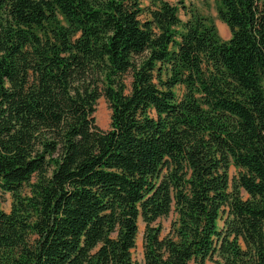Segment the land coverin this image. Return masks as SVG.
Instances as JSON below:
<instances>
[{"label": "trees", "instance_id": "1", "mask_svg": "<svg viewBox=\"0 0 264 264\" xmlns=\"http://www.w3.org/2000/svg\"><path fill=\"white\" fill-rule=\"evenodd\" d=\"M143 1L0 0V264H264V0Z\"/></svg>", "mask_w": 264, "mask_h": 264}, {"label": "rangeland", "instance_id": "2", "mask_svg": "<svg viewBox=\"0 0 264 264\" xmlns=\"http://www.w3.org/2000/svg\"><path fill=\"white\" fill-rule=\"evenodd\" d=\"M172 4L178 5L180 8V17L186 21L190 18V13H186V10L182 5L185 4L187 8L195 9L200 15L208 18L213 21L218 29L219 35L223 40H228L231 37V31L226 23H224L218 15L219 0H167ZM149 2L144 0L143 4L146 5ZM145 18V15H143ZM128 84H131V77H128ZM180 92V89L178 90ZM111 114L112 110L108 100L102 96L98 99L96 104V111L94 113L96 125L103 129L107 130L110 128L111 124ZM230 176L231 179H234L239 174V169L231 164L230 166ZM24 191H28V187H25ZM13 202V196L9 192H3L0 190V207L6 212H10ZM175 219V214L171 213L168 216H163L159 218L155 224L161 228V233L163 236L167 235L171 231L172 223ZM223 220L219 221V226H223ZM138 235L136 239V246L133 248V258L138 264H146L144 256V233H145V222L140 219L138 222ZM209 264H215L214 261H209Z\"/></svg>", "mask_w": 264, "mask_h": 264}]
</instances>
